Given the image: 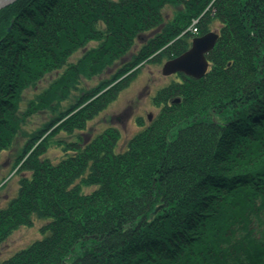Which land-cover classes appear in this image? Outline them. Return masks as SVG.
Here are the masks:
<instances>
[{
	"label": "trees",
	"instance_id": "trees-1",
	"mask_svg": "<svg viewBox=\"0 0 264 264\" xmlns=\"http://www.w3.org/2000/svg\"><path fill=\"white\" fill-rule=\"evenodd\" d=\"M195 19L199 35L220 23L209 69L158 89L159 112L147 124L136 119L141 129L125 149L112 126L83 142L56 139L85 130L142 65L189 49ZM53 71L22 110L24 92ZM36 113L47 119L24 130ZM19 134L26 140L10 170L19 188L0 208V244L35 218L46 223L41 238L0 264H264V0L8 4L0 9V155ZM52 145L64 151L56 163L45 157Z\"/></svg>",
	"mask_w": 264,
	"mask_h": 264
},
{
	"label": "rangeland",
	"instance_id": "rangeland-1",
	"mask_svg": "<svg viewBox=\"0 0 264 264\" xmlns=\"http://www.w3.org/2000/svg\"><path fill=\"white\" fill-rule=\"evenodd\" d=\"M166 19L172 16V7L168 6L164 10ZM220 23L214 22L211 26L210 31L218 32ZM150 32L143 35L142 38H137L134 45L131 47V51L127 53L125 59H128L130 54L136 53L142 44V42L148 39ZM96 42H90L89 46L95 45ZM84 50H77L74 55L69 59L70 62H74L83 54ZM162 64L157 65L154 63L144 64L140 68L141 71L139 75L122 91H120L118 97L111 102V104L103 111H101L97 117L88 121L87 128L85 130H77L72 134H66L61 132L56 136V139H62L64 142H70L81 137V142L84 140L91 139L98 135L100 132L109 128V126L118 129L121 138L117 144V150L121 151L126 148L127 141L141 129L136 119L142 117L145 124L149 121L148 115L151 114V119L159 111L158 108L153 104L152 96L160 89L162 86L169 84L172 79H177L176 74L164 75L162 73ZM113 69L108 70L109 73ZM60 71H53V73H48L43 79L37 84L36 87H32L26 90L23 94L24 98L21 103L22 110L26 108L28 100L33 99L37 92H40L44 87L49 85V82ZM106 74L101 77L96 76L92 80H84V83L88 86L95 85L98 83L100 78H105ZM45 113L34 114L27 124L23 126L24 130L30 132L43 123L47 117ZM11 148L4 149L3 153L0 155V181L6 176L4 181L0 183V208L5 207L9 199L16 196L17 190L19 188L18 179L20 175L10 174L12 164L14 162L15 154L17 149L24 144L25 135L19 134L15 139ZM45 157L47 156L52 162H57L64 155V151L59 145H52L48 148ZM6 181L5 186H2ZM94 189L85 188L87 193H90ZM46 223L43 219H34L33 226L20 227L17 231L13 232L9 238L2 244H0V261L7 259L12 254L16 253L18 250L25 248L34 240L41 238L40 228Z\"/></svg>",
	"mask_w": 264,
	"mask_h": 264
},
{
	"label": "water",
	"instance_id": "water-1",
	"mask_svg": "<svg viewBox=\"0 0 264 264\" xmlns=\"http://www.w3.org/2000/svg\"><path fill=\"white\" fill-rule=\"evenodd\" d=\"M17 0H0V9ZM219 37V33L209 31L202 36H196L191 41V47L162 64V73H184L189 77L202 78L209 68L207 53L213 49ZM151 114L149 115V117ZM158 208L153 209V213Z\"/></svg>",
	"mask_w": 264,
	"mask_h": 264
},
{
	"label": "built area",
	"instance_id": "built-area-1",
	"mask_svg": "<svg viewBox=\"0 0 264 264\" xmlns=\"http://www.w3.org/2000/svg\"><path fill=\"white\" fill-rule=\"evenodd\" d=\"M195 23H196V20L193 21V23H192V24H193V25H192V28H193V31L196 32V31H197V27H196Z\"/></svg>",
	"mask_w": 264,
	"mask_h": 264
},
{
	"label": "flooded vegetation",
	"instance_id": "flooded-vegetation-1",
	"mask_svg": "<svg viewBox=\"0 0 264 264\" xmlns=\"http://www.w3.org/2000/svg\"><path fill=\"white\" fill-rule=\"evenodd\" d=\"M150 120V119H149Z\"/></svg>",
	"mask_w": 264,
	"mask_h": 264
}]
</instances>
